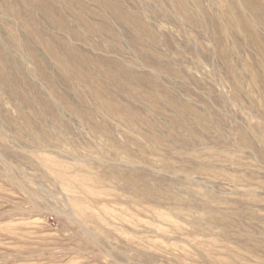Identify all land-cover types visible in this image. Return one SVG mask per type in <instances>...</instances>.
<instances>
[{
	"label": "rangeland",
	"instance_id": "obj_1",
	"mask_svg": "<svg viewBox=\"0 0 264 264\" xmlns=\"http://www.w3.org/2000/svg\"><path fill=\"white\" fill-rule=\"evenodd\" d=\"M110 1L0 0V264H264V0Z\"/></svg>",
	"mask_w": 264,
	"mask_h": 264
},
{
	"label": "bare ground",
	"instance_id": "obj_2",
	"mask_svg": "<svg viewBox=\"0 0 264 264\" xmlns=\"http://www.w3.org/2000/svg\"><path fill=\"white\" fill-rule=\"evenodd\" d=\"M104 1V4L106 5L107 4V6L109 7V8H111L112 10H114V12H119L118 11V8H117V6L116 5H113L114 4V1H113V3L110 1V0H103ZM178 1V0H177ZM119 2V1H118ZM103 3V2H102ZM239 3V2H238ZM118 5V4H117ZM179 5V7H182V3L180 4H178ZM185 5V4H184ZM243 5V4H242ZM252 5V4H251ZM44 6V5H43ZM106 7V6H105ZM108 9V8H107ZM81 14V13H80ZM132 17V16H131ZM85 18V17H84ZM84 18H83V20H84ZM82 20V21H83ZM86 20V19H85ZM84 22H86V21H84ZM83 22V23H84ZM60 23V22H59ZM87 23H90V22H87ZM91 24V23H90ZM96 25H98V24H96ZM63 26V25H62ZM91 26V25H90ZM99 26V25H98ZM140 27V26H139ZM90 28H93V27H90ZM95 28V27H94ZM101 28H103V27H101ZM97 29V28H96ZM90 31H91V29H90ZM76 34V33H75ZM33 35V34H32ZM137 39H138V37H136ZM136 39V40H137ZM53 43V42H52ZM57 46V45H56ZM61 48V47H60ZM59 48V49H60ZM69 48V47H68ZM73 49V48H72ZM61 50V49H60ZM65 51V50H64ZM73 51H74V49H73ZM72 53V52H71ZM63 54H64V52H63ZM73 54V53H72ZM53 55V54H52ZM55 55L58 57L59 55H58V53H56L55 52ZM54 55V56H55ZM67 55V57H68V54H66ZM76 55V54H75ZM79 55V54H78ZM263 55V54H262ZM65 57V56H64ZM66 57V58H67ZM69 58H71V59H73L71 62V65L72 66H70L71 67V69L76 73V74H78V75H83V76H86V73L84 74V73H82V71H80L79 70V65H78V63L77 62H79V61H77L75 58H73V57H71L70 55H69ZM79 59V58H78ZM81 62H83V61H81ZM99 62V61H98ZM101 62V61H100ZM103 62V61H102ZM101 62V63H102ZM96 63V62H95ZM83 64V63H82ZM99 64V63H98ZM103 64V63H102ZM86 66V65H85ZM98 67V66H97ZM103 67V66H102ZM101 68V67H100ZM81 69V68H80ZM127 70V69H126ZM5 71V70H4ZM46 71V70H45ZM64 71V70H63ZM77 71H79L81 74H79ZM90 71V70H89ZM100 72V71H99ZM104 72V71H103ZM107 72V71H106ZM123 72V71H122ZM127 72V71H126ZM89 73V72H88ZM6 74V73H5ZM92 74V73H91ZM104 74V73H103ZM127 74V73H126ZM125 74V75H126ZM41 75H43L45 78H48L51 82H53V80H52V78H51V76H49L50 74H48L47 72H42L41 73ZM88 75V74H87ZM128 75V74H127ZM131 75V74H130ZM64 77V76H63ZM127 77V76H126ZM1 78V77H0ZM66 79V78H65ZM113 79H115L114 77H113ZM135 79V78H134ZM95 79L94 78H92V77H89V78H87V82L89 83V85L91 86V85H93L92 86V88H93V90H92V92L95 94V96H101V101H102V103H103V106H105V107H107V109L110 111V113L111 114H113V115H115V116H117V117H119L121 120H123V121H126L127 123H129V124H134V121H135V119H136V113L135 112H133L132 111V108H131V110L130 109H128L126 106H121V103H120V105L118 104L119 102H116V101H111V102H108V101H106L103 97H102V95L100 94V92L101 91H103V89L104 88H99L98 87V85L97 84H95L94 81ZM116 80V79H115ZM136 80V79H135ZM10 81V80H9ZM134 81V80H133ZM68 82V81H67ZM130 83H131V79L130 78H128V81L125 79V80H122V81H120L119 82V84L121 85V86H123V87H125V88H130V89H132V87H130ZM51 85H52V83H51ZM139 88V87H138ZM55 89V88H54ZM123 90V89H122ZM129 90V89H128ZM132 90H134V89H132ZM137 90V89H136ZM134 92V91H133ZM140 92V91H139ZM140 95H142L143 97H145V98H148L149 99V101H150V104L151 105H154V104H156V103H158L159 101L158 100H160V98H159V96L157 95V94H155V93H146V92H141L140 93ZM97 96V97H98ZM137 96V95H136ZM99 98V97H98ZM68 103V102H67ZM101 103V104H102ZM72 104V103H71ZM156 106V105H155ZM184 107V106H183ZM68 108V107H67ZM69 109V108H68ZM191 109V108H190ZM76 111H78V110H76ZM86 111H88V110H86ZM93 111V110H92ZM83 112V111H82ZM50 115V114H49ZM83 115H84V117L85 118H87V119H89V123H91L92 124V126L97 130V131H99V132H102V133H105V134H110L111 132H110V129L109 128H107V127H104L103 125H101V124H99V123H95V122H93L94 121V119L93 118H91L92 116L88 113V112H83ZM93 115H94V113H93ZM207 116V115H206ZM57 118V117H56ZM138 118V117H137ZM143 118V117H142ZM53 119V118H52ZM142 120V119H141ZM198 120H201V121H204V118H203V116H198ZM197 120V121H198ZM139 121V120H138ZM203 123V122H202ZM181 124V123H180ZM211 124V123H210ZM106 126V125H105ZM183 126V125H182ZM133 127V126H132ZM190 131V130H189ZM153 132V131H152ZM244 136V135H243ZM154 137V136H153ZM152 137V138H153ZM159 139V138H158ZM244 139V141H248L246 138H243ZM155 142V141H154ZM248 143V142H247ZM159 144V143H158ZM114 169V168H113ZM120 170V169H119ZM115 172V171H114ZM120 174H122V173H120ZM124 176V175H123ZM125 176H127V175H125ZM128 178V177H127ZM91 180V179H90ZM127 181V180H126ZM137 182H138V180H136V179H130L129 181H128V184H129V186H131V187H136V185H137ZM127 183V182H126ZM81 184V183H80ZM80 186V185H79ZM87 187V186H86ZM149 188V187H148ZM134 190V189H133ZM148 192V191H147ZM151 193L153 194V196H156V195H158V190L157 189H151ZM148 194V193H147ZM167 194V193H166ZM174 195V194H173ZM148 196V195H147ZM166 198H168V199H170V197H169V195L166 197ZM176 198V197H175ZM80 213V212H79ZM163 215V218L164 219H166V220H168V218H170V216L168 215V214H162L161 213V211H158L157 212V216L159 217V218H161L162 216L161 215ZM248 254V253H247ZM257 255V254H256Z\"/></svg>",
	"mask_w": 264,
	"mask_h": 264
}]
</instances>
